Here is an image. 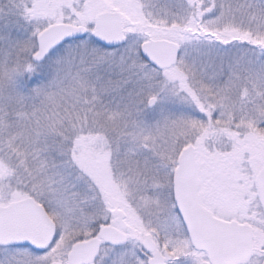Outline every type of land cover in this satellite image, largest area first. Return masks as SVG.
<instances>
[{"label": "snow or ice", "instance_id": "snow-or-ice-1", "mask_svg": "<svg viewBox=\"0 0 264 264\" xmlns=\"http://www.w3.org/2000/svg\"><path fill=\"white\" fill-rule=\"evenodd\" d=\"M0 264H264V0H0Z\"/></svg>", "mask_w": 264, "mask_h": 264}]
</instances>
